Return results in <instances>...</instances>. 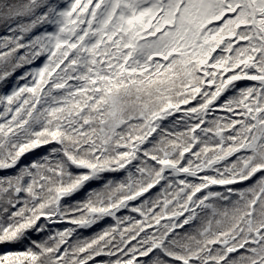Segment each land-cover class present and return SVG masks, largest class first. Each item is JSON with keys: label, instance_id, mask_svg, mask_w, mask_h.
<instances>
[{"label": "snow or ice", "instance_id": "1", "mask_svg": "<svg viewBox=\"0 0 264 264\" xmlns=\"http://www.w3.org/2000/svg\"><path fill=\"white\" fill-rule=\"evenodd\" d=\"M0 264H264V0H0Z\"/></svg>", "mask_w": 264, "mask_h": 264}, {"label": "trees", "instance_id": "2", "mask_svg": "<svg viewBox=\"0 0 264 264\" xmlns=\"http://www.w3.org/2000/svg\"><path fill=\"white\" fill-rule=\"evenodd\" d=\"M88 234H90V233H85V235H88Z\"/></svg>", "mask_w": 264, "mask_h": 264}]
</instances>
